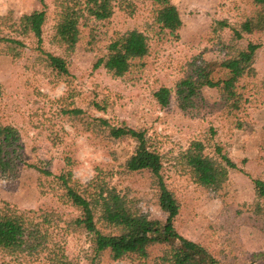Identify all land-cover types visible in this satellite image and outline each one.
<instances>
[{
    "label": "rangeland",
    "instance_id": "obj_1",
    "mask_svg": "<svg viewBox=\"0 0 264 264\" xmlns=\"http://www.w3.org/2000/svg\"><path fill=\"white\" fill-rule=\"evenodd\" d=\"M61 0H45L47 19L43 42L21 35V19L43 10L41 0H0V39L23 43L17 56L0 40V124L18 129L23 163L15 171L0 172V200L20 210H43L58 216L55 240L63 244L75 264H90L91 240L73 221L79 215L64 196L57 177L72 172L73 184L105 182L126 196L139 215L166 220L156 199L149 173L127 174L123 168L132 145L119 142L97 128L105 118L113 126L143 129L167 154L164 175L181 210L176 227L185 238L207 247L222 264H264V218L254 210L253 180H264V32L234 39V31L254 15L253 0H172L183 21L176 36L160 38L151 2L132 0L115 7L104 22L90 20L82 40L67 54L55 38ZM226 21L231 28L221 29ZM139 30L151 39V52L123 78L95 68L118 36ZM260 44L254 64L258 76L240 84L246 103L230 117L220 106L216 88H204L195 108L178 106L177 84L198 69H211L224 78L220 63L232 49ZM65 58L70 75L61 78L44 62L41 50ZM172 91L171 103L161 108L154 94ZM81 111V114L73 113ZM203 141L212 156L220 147L238 165L221 192L199 185L178 162L193 141ZM34 168H32V167ZM35 167L52 175H44ZM0 264H40L23 257L0 258ZM102 264H161L130 256Z\"/></svg>",
    "mask_w": 264,
    "mask_h": 264
},
{
    "label": "trees",
    "instance_id": "obj_2",
    "mask_svg": "<svg viewBox=\"0 0 264 264\" xmlns=\"http://www.w3.org/2000/svg\"><path fill=\"white\" fill-rule=\"evenodd\" d=\"M132 0H61L60 17L55 38L67 54L75 52L82 40V27L90 20L104 22L114 15L116 5ZM158 27L157 36H176L183 27L178 8L172 0H148ZM43 10L25 15L21 19V35L33 36L41 44L47 19L45 0ZM254 15L248 18L240 30L234 28V39L242 40L245 34L264 32V0H253ZM221 29L231 28L226 21L218 23ZM10 55L17 56L19 40L1 38ZM260 44L250 43L246 48L232 49V54L220 63L224 78L215 80L211 69H198L197 78L181 80L176 87L178 106L188 112L195 108L194 98L204 88H216L221 95L219 106L230 116L238 114L246 103L241 82L258 76L254 67ZM44 62L65 78L70 75L67 60L41 50ZM151 39L139 30L118 36L108 46L107 54L95 68L103 67L115 78L125 77L140 61L149 56ZM264 84V80H263ZM161 108L171 103L172 91L163 87L154 94ZM81 114V111L73 112ZM97 128L104 129L109 137L132 145L133 153L123 168L127 174L147 172L152 178L156 199L166 220H153L135 212L126 196L116 188L99 180L86 186L73 184L72 172L61 174L64 196L79 215L73 224L87 232L91 240L90 264H102L106 258L118 262L130 256L149 260L154 257L161 264H222L205 246L182 236L176 227L181 204L169 188L164 175L167 154L163 147L146 130L129 126H113L105 118H98ZM201 186L221 192L229 181L231 170L238 165L216 148L215 156L207 152L203 141H193L177 158ZM23 163L22 140L17 128L0 124V172H13ZM32 167V166H31ZM34 168V167H32ZM40 173L50 172L35 167ZM255 190L254 210L264 218V180H253ZM55 212L20 210L0 200V258H25L40 264H75L67 255L63 244L55 240L53 226L57 222Z\"/></svg>",
    "mask_w": 264,
    "mask_h": 264
}]
</instances>
